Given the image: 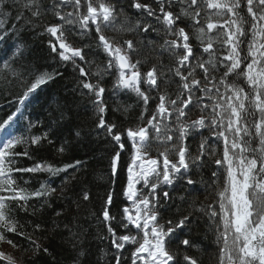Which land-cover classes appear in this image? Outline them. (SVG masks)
<instances>
[{
  "label": "snow or ice",
  "instance_id": "6c2138e0",
  "mask_svg": "<svg viewBox=\"0 0 264 264\" xmlns=\"http://www.w3.org/2000/svg\"><path fill=\"white\" fill-rule=\"evenodd\" d=\"M177 4L179 12L174 10ZM61 5H71L73 10L64 12ZM129 7L137 10L140 16L146 14L163 27L157 28L153 22L137 19L127 31L136 30L145 34L163 31L165 35L175 37L161 45L175 61L172 67L167 68L169 73L179 78L175 99L160 88L158 79L164 76L163 70L154 66L147 73H142L139 61L131 60L134 41L119 43L104 35L105 29L117 16V5L112 0L54 2L53 13L61 23L45 27V32L55 38L49 41L52 53L63 62L72 63L80 76L86 77V69L77 63V60H85L84 50L68 42L71 28L66 26H77L81 34L94 26L99 46L109 57L105 71L111 74L115 68L118 73L114 88L132 90L143 101L141 120L146 119V124L126 130L132 144L127 183L123 189L128 203L122 208V215L118 214V219L110 212L114 192L109 191L100 213L111 247L117 250L115 264H123V251L129 244L135 246L131 253L132 264H137V261L140 264H180L178 254L170 250L169 245L178 239V232L183 230L190 217L160 224L159 192L162 186H171L181 178L189 185L194 184L186 175L190 168L203 166L205 154L212 157L218 155L215 148L209 152L212 138L223 144L222 158L214 159L217 171L212 173L218 177L223 170V186L217 192L219 210L209 205V216L216 221L220 244L219 264H264V0H155V7L145 0H129ZM45 14L41 0H0V44L4 45L0 48V61L6 68L15 63L17 55H22L15 44H9L19 31L18 23L12 21L30 27ZM185 17L192 20L196 39L200 41V58L189 32L180 26ZM204 54H207L206 60L202 58ZM196 69L202 70V79L196 78ZM217 73H222L219 79ZM52 78L45 73L32 79L18 97L19 105H25L31 95ZM241 79L247 88L237 82ZM81 83L95 97L93 103L100 114L97 129L103 130L119 146L110 164L115 177L125 144L120 131H116L117 125L108 123L103 115L106 112L103 100L106 89L99 82ZM142 84H147L150 90L143 91ZM153 89L160 93L158 103L151 110V115L146 117L150 101L154 98ZM193 107L198 108L201 115L190 120L188 114ZM22 115L18 106L0 122V192L8 193L0 195V242L7 241L13 247L18 245L9 238V234L21 237L26 234L20 230L23 226L15 219L7 202L15 201L24 208L30 199L49 196L56 189L42 185L40 190L29 193L17 184L12 173L49 172L56 175L81 164V161H76L60 168L37 162L28 168L14 167L16 157L30 158L31 155L27 147L22 153L16 152L18 145L30 143L39 147L44 140L52 142L47 133L30 138L18 136V122ZM205 128L211 137L202 136L201 130ZM151 130H154V139L163 145V151H159L162 161L148 158L153 139ZM197 134L202 139L198 154L192 155L186 141ZM172 156L177 159L173 160ZM137 185H142V188ZM83 198L88 200L89 194L85 192ZM168 198L169 192L163 191V199ZM39 227L38 224L35 226L36 229ZM117 228L122 229L124 234H119ZM27 239L39 250V245L30 235ZM179 243L191 246L188 238L179 240ZM0 258L14 264V258L5 253H0ZM183 261L198 264L195 258L188 255H183Z\"/></svg>",
  "mask_w": 264,
  "mask_h": 264
},
{
  "label": "trees",
  "instance_id": "16d2710c",
  "mask_svg": "<svg viewBox=\"0 0 264 264\" xmlns=\"http://www.w3.org/2000/svg\"><path fill=\"white\" fill-rule=\"evenodd\" d=\"M54 2L59 3V0H41L46 14L30 27L12 21L18 23L19 31L9 44H15L22 55H17L15 63L7 68L0 61V122L19 106L23 115L18 122L17 135L30 138L47 133L52 141L49 143L44 140L39 147L30 143L18 145L16 152L22 153L27 147L31 155L30 158L16 157L17 163L14 167L28 168L37 162H46L60 168L76 161H81V164L56 175L49 172L12 173L17 184L29 193L40 190L42 185L54 187L56 191L49 196L30 199L24 208L19 207L15 201L7 202L13 216L23 226L20 230L26 235L21 237L9 234V238L18 247L2 241L4 251L1 253L14 258V264H115L114 255L117 250L111 247L100 213L109 191L114 192L110 212L118 219V214L122 215V208L128 203L123 189L127 183V165L131 160L132 144L126 130L146 124V119L141 120L144 105L134 91L114 88L118 73L115 68L111 70V74L105 71L109 57L99 46L94 26L84 34H81L77 26H66L71 28L68 42L84 50L85 60H77V63L86 69V77H81L72 63L63 62L58 55L52 53L49 41H54L55 38L45 32V27L61 23L53 13ZM112 2L117 5V16L105 29L104 35L119 43L125 40L134 41L131 60L139 61V70L142 73H147L154 66L163 70L164 76L158 79L160 88L175 99L179 78L167 71L175 61L161 47L165 40L175 37L167 36L163 31H149L147 34L136 30L127 31L128 27L134 26L137 19L153 22L157 28H162L163 25L155 23L146 14L140 16L137 10L129 7V0ZM145 2H152L155 7V0ZM179 8L177 4L174 10L179 12ZM61 9L64 12L73 10L71 5H61ZM192 24V20L185 17L180 26L189 32L191 43L200 58L201 44L196 39ZM3 47L0 44V48ZM202 58L206 60L207 54ZM196 72V78L202 79V70L196 69ZM45 73L54 78L33 93L25 105H19L18 97L24 93L29 82ZM221 74H216L217 79ZM232 79L236 80L235 77ZM82 81L94 84L99 82L106 89L103 95L106 112L103 115L108 123L117 125L116 131H120L122 135L125 148L121 152L118 175L115 177L110 164L119 146L103 130L97 129L100 114L93 103L95 97L82 87ZM237 82L247 88L242 79ZM141 88L143 91L150 90L147 84H142ZM151 91L154 98L150 101V110L146 117L155 109L160 94L154 89ZM200 115L198 108L193 107L188 118L195 120ZM201 131L203 137H211L206 128ZM150 135L153 139L148 154L162 161L159 151H163V145L154 139V130L150 131ZM202 136L197 134L187 139L186 143L192 155L198 154ZM60 148L64 149L63 152L59 151ZM213 148L217 151V157L205 154L203 166L191 167L186 173L194 184L189 185L181 178L171 186H162L159 192L160 224L166 225L169 220L179 221L184 216L190 217L183 230L178 232V239L169 245L170 250L178 254L180 264H186L183 255L195 258L198 264H219L220 244L217 241L216 221L209 216V205L219 210L217 192L223 186V170L218 177H214L212 173L217 171L214 159L222 158V142L212 138L209 152ZM172 159L177 158L172 156ZM138 188H142V185H138ZM165 190L169 192L167 200L163 199ZM85 192L89 194L88 200L83 198ZM144 192L147 194L146 189ZM0 195L8 193L0 192ZM37 224L39 229L35 228ZM113 226L116 227L115 222ZM117 231L124 234L122 229L117 228ZM28 235L39 245V250L27 239ZM183 238H188L191 246L179 243ZM134 247L130 244L125 246L123 264H132L131 253ZM44 249L48 251L45 252ZM0 264H8V261L0 258Z\"/></svg>",
  "mask_w": 264,
  "mask_h": 264
},
{
  "label": "rangeland",
  "instance_id": "374dc122",
  "mask_svg": "<svg viewBox=\"0 0 264 264\" xmlns=\"http://www.w3.org/2000/svg\"><path fill=\"white\" fill-rule=\"evenodd\" d=\"M142 126H144V125H142ZM135 128H136V127H135ZM148 158H156V157L152 156L151 154H148ZM156 159H157V158H156ZM137 187H138V185H137ZM3 245H4V242H0V253L4 251V248H2ZM137 264H140V262L137 261Z\"/></svg>",
  "mask_w": 264,
  "mask_h": 264
}]
</instances>
